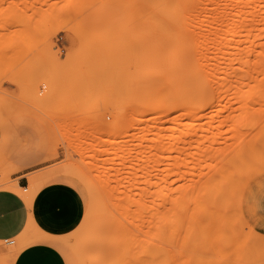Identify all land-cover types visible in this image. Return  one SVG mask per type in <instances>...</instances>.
I'll use <instances>...</instances> for the list:
<instances>
[{"label": "rangeland", "instance_id": "rangeland-1", "mask_svg": "<svg viewBox=\"0 0 264 264\" xmlns=\"http://www.w3.org/2000/svg\"><path fill=\"white\" fill-rule=\"evenodd\" d=\"M139 3L0 0V190L27 173L15 192L49 190L57 222L31 211L0 264L28 250L48 264H264V0L221 23L212 0L154 22ZM183 110L198 116L182 115L156 166ZM141 114L164 123L137 155L131 138L120 150ZM2 143L27 161L14 168ZM135 199L163 200L153 232Z\"/></svg>", "mask_w": 264, "mask_h": 264}, {"label": "bare ground", "instance_id": "bare-ground-1", "mask_svg": "<svg viewBox=\"0 0 264 264\" xmlns=\"http://www.w3.org/2000/svg\"><path fill=\"white\" fill-rule=\"evenodd\" d=\"M139 1H140L139 6L141 8H143V10L146 11V18L148 19L147 22L169 20L171 18V16L173 15V13L176 12L179 7L183 6L182 0H139ZM207 1H209V0H207ZM212 1H213V3L211 4V7L213 8V10L214 11H221L218 15L219 16V23H221L223 21V19L227 16L226 12H224L227 10L238 11V10L248 9L247 8L248 6H249V9H252L255 7V9H257L258 11H260L262 9L261 5L259 3V0H251V1H249V0L248 1L247 0H212ZM250 5L253 7L251 8ZM182 115H194V117H197L198 113L194 112L192 110H183V112H181L180 114H176L172 118L171 125H170V127L167 128V131H166V132H168V134L163 136V138H162L163 140H159V141L155 142L161 146L158 148L156 146H153V149H157L158 151H160V155H161L159 157V159L156 161V166H160L162 164L166 165L167 164L166 161L168 159H170L169 153H172L174 150H176V144H178L179 142L182 141V138H183L182 132H184V131H180L177 127V125H178L177 121L182 117ZM163 123H164V121H162V116L157 114V116L153 119V124L148 126L146 124V120L143 117V114H141L140 117L138 119H136L135 123H133V126L131 125L133 132L130 133V135L129 134L126 135V132H123V133H125V135L119 134L120 136H119L118 146L120 147V150H122V147H124V143H126V141H129L128 139L131 138V140H137V144L134 145V149H133V153L135 155H137L139 152V148L142 147L144 145V143H146V141L148 140L149 134L153 133V129L159 128V126L162 125ZM189 130H190V127H187L186 128V131H187L186 135L187 136H188ZM175 134H177V135H175ZM184 134H185V132H184ZM184 140H185V138H184ZM151 151L149 152V154L151 153ZM168 154H169V156L167 157ZM152 169H154V167H152ZM166 172L169 173L168 170ZM168 173H167V175H168ZM3 188H7L10 190L16 191V187L10 186V185H5ZM147 190H148V188H147ZM23 191H26V189H23ZM33 196H34V194H33ZM22 199L26 202L27 206L31 208L32 197L30 199L22 197ZM161 203H163V200L151 202V201H144L141 199H139V200L135 199L134 204L139 209L145 211V217H144L145 221H143V219H142L143 223L141 225L145 224V226H146L145 229L147 230V232L149 230L148 227L150 228V230H152L151 229L152 226L150 225L151 223L153 224V226H154V224L161 226V223L164 221L163 215L161 216V214L163 212L162 210L164 209L162 205L160 206ZM159 207H162V208H159ZM139 209H138V211H139ZM139 215H140V213H139ZM135 217H138V216H135ZM137 219L139 220V218H137ZM137 219L135 220V218H134V220H135L134 222L137 223ZM141 225H140V227H141ZM138 227H139V225H138ZM152 232H153V230H152ZM150 237L155 238L154 236H148V238H150ZM156 239H157V237H156ZM6 242H8V241H6Z\"/></svg>", "mask_w": 264, "mask_h": 264}, {"label": "crops", "instance_id": "crops-1", "mask_svg": "<svg viewBox=\"0 0 264 264\" xmlns=\"http://www.w3.org/2000/svg\"><path fill=\"white\" fill-rule=\"evenodd\" d=\"M1 154L7 157L8 162L14 168L23 165L27 161V154L16 152L13 143H2ZM26 174L22 173L12 178V180L18 179L17 182L15 181L17 189H26ZM51 198L52 195L49 190H43L32 202L30 208L15 191L7 188L0 190V205L10 209V212L6 215L0 216V242L12 241L21 236L30 217H32L31 211L36 213V223L39 227L45 230L53 229L54 231V228L57 227V222L51 208V204L55 201ZM59 222L61 221L59 220ZM10 264H48V261L44 258V253L28 250L27 252L19 253Z\"/></svg>", "mask_w": 264, "mask_h": 264}, {"label": "snow or ice", "instance_id": "snow-or-ice-1", "mask_svg": "<svg viewBox=\"0 0 264 264\" xmlns=\"http://www.w3.org/2000/svg\"><path fill=\"white\" fill-rule=\"evenodd\" d=\"M8 212H10L9 208H6L3 205H0V216L6 215ZM37 243H42V241H37Z\"/></svg>", "mask_w": 264, "mask_h": 264}, {"label": "built area", "instance_id": "built-area-1", "mask_svg": "<svg viewBox=\"0 0 264 264\" xmlns=\"http://www.w3.org/2000/svg\"><path fill=\"white\" fill-rule=\"evenodd\" d=\"M10 244H12V241H8Z\"/></svg>", "mask_w": 264, "mask_h": 264}]
</instances>
